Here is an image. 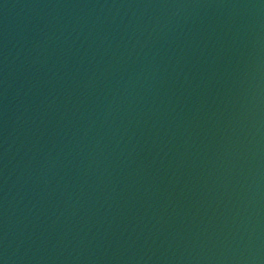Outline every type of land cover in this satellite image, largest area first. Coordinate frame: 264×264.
<instances>
[{"label": "water", "instance_id": "water-1", "mask_svg": "<svg viewBox=\"0 0 264 264\" xmlns=\"http://www.w3.org/2000/svg\"><path fill=\"white\" fill-rule=\"evenodd\" d=\"M0 264H264V0H0Z\"/></svg>", "mask_w": 264, "mask_h": 264}]
</instances>
